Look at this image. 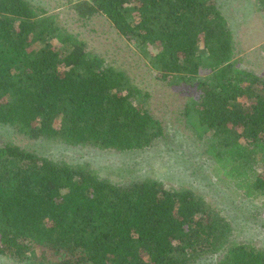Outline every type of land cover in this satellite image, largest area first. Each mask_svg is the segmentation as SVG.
I'll list each match as a JSON object with an SVG mask.
<instances>
[{"label":"trees","instance_id":"16d2710c","mask_svg":"<svg viewBox=\"0 0 264 264\" xmlns=\"http://www.w3.org/2000/svg\"><path fill=\"white\" fill-rule=\"evenodd\" d=\"M255 2L264 21V0ZM65 3L78 20L104 15L158 79L192 90L183 114L199 125L213 175L264 209V74L240 66L218 0ZM150 97L57 13L0 0L1 125L28 139L146 150L170 128ZM238 232L192 188L0 141V254L21 264H264V247Z\"/></svg>","mask_w":264,"mask_h":264},{"label":"rangeland","instance_id":"374dc122","mask_svg":"<svg viewBox=\"0 0 264 264\" xmlns=\"http://www.w3.org/2000/svg\"><path fill=\"white\" fill-rule=\"evenodd\" d=\"M32 1L50 13H57L59 20L78 33L90 49L122 67L134 83L148 92L149 106L169 124V135L146 150L123 152L72 146L62 140L28 139L0 124V141H13L55 158L86 162L106 175L121 179L152 176L166 187L192 188L232 220L239 238L264 247V209L232 182L219 181L213 175V158L210 159L197 135L199 125L193 114L190 117L183 114L192 90H187L183 81L167 83L158 79L132 41L119 34L104 15L78 20L69 3H65L67 0ZM255 1L218 0L242 45L238 54L242 58L240 66L264 74V21ZM0 264L21 263L0 254Z\"/></svg>","mask_w":264,"mask_h":264}]
</instances>
